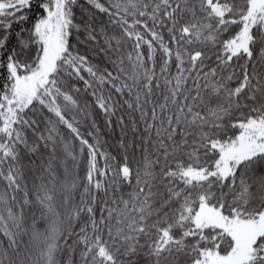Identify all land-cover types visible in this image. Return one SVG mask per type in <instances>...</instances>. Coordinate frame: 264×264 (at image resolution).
<instances>
[{
    "label": "snow or ice",
    "instance_id": "snow-or-ice-1",
    "mask_svg": "<svg viewBox=\"0 0 264 264\" xmlns=\"http://www.w3.org/2000/svg\"><path fill=\"white\" fill-rule=\"evenodd\" d=\"M0 264H264V0H0Z\"/></svg>",
    "mask_w": 264,
    "mask_h": 264
},
{
    "label": "trees",
    "instance_id": "trees-1",
    "mask_svg": "<svg viewBox=\"0 0 264 264\" xmlns=\"http://www.w3.org/2000/svg\"><path fill=\"white\" fill-rule=\"evenodd\" d=\"M109 142L111 143V140Z\"/></svg>",
    "mask_w": 264,
    "mask_h": 264
}]
</instances>
